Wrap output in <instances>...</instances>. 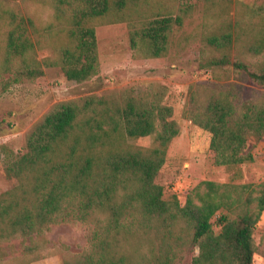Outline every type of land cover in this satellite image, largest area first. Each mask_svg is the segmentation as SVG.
Here are the masks:
<instances>
[{
	"label": "trees",
	"instance_id": "trees-1",
	"mask_svg": "<svg viewBox=\"0 0 264 264\" xmlns=\"http://www.w3.org/2000/svg\"><path fill=\"white\" fill-rule=\"evenodd\" d=\"M156 1L41 0L50 17L40 24L0 0V72L16 63V77L33 80L44 68H59L68 81L84 83L98 70L95 27L116 23L127 24L131 49L165 57L174 32L201 4L218 24L205 38L213 51L204 66L213 79L243 75L264 88V0L234 2L230 18L224 10L231 0H165L176 6L158 15ZM38 50L51 55L39 61ZM166 93L158 85L59 102L32 126L24 153L5 162L4 175L15 185L0 193V249L16 239L32 243L23 247L24 258L4 264L38 260L33 237L66 222L88 227V247L64 264H174L185 249H197L190 264H253L257 251L264 258V230L257 232L264 181H203L183 204L174 194L165 198L156 177L180 131ZM234 93L232 85L192 84L183 110L209 134L213 164L229 170L252 162L246 148L264 135V96L239 103ZM145 137L152 146L130 143Z\"/></svg>",
	"mask_w": 264,
	"mask_h": 264
},
{
	"label": "rangeland",
	"instance_id": "rangeland-1",
	"mask_svg": "<svg viewBox=\"0 0 264 264\" xmlns=\"http://www.w3.org/2000/svg\"><path fill=\"white\" fill-rule=\"evenodd\" d=\"M4 1L10 9L35 17L37 23L41 24L50 17V9L41 5V0ZM231 1L224 10L227 11L225 16L229 18L234 13V2L252 5L263 0ZM175 6L174 2L157 0L153 11L158 15L174 10ZM215 11L221 12L219 8ZM217 26L215 21L206 17L199 4L183 27L174 32L168 53L162 58L148 57L131 49L126 23L96 26L97 74L81 84L65 79L59 68H44V75L33 80L16 77V63L0 72V193L15 185L14 180L4 175L5 162L24 153L25 135L55 104L129 88L135 92H153L158 85L166 88L165 100L173 108V117L180 127L178 136L167 147L165 163L156 177V182L163 187L165 198L174 194L183 204L189 191L203 181L236 184L263 182L264 135L258 143L248 144L246 148L253 161L242 164L237 170H229L213 164L209 134L183 117L186 93L192 84L224 88L232 85L234 98L239 103L259 100L264 96V88L256 87L245 76L230 74L226 81L220 82L213 79L212 71L204 66V60L213 51L206 46L205 38ZM3 29L1 25L0 32ZM50 55L49 50L37 51L39 61ZM246 61L252 64L257 62L250 57ZM152 139L139 138L130 143L150 147L153 145ZM263 230L264 212L257 225V232ZM87 232L88 227L79 222L51 225L42 236L33 237V242L39 244L33 256L39 259L31 264H64L65 259L87 249ZM31 243L28 239L3 243L0 264L14 258H24L23 247ZM195 255L197 249H185L174 264H190L191 257ZM253 264H264L259 251L253 257Z\"/></svg>",
	"mask_w": 264,
	"mask_h": 264
}]
</instances>
